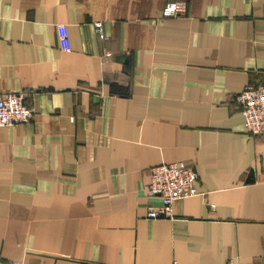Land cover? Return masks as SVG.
Instances as JSON below:
<instances>
[{
    "label": "crops",
    "instance_id": "0c3cea01",
    "mask_svg": "<svg viewBox=\"0 0 264 264\" xmlns=\"http://www.w3.org/2000/svg\"><path fill=\"white\" fill-rule=\"evenodd\" d=\"M263 74L264 0H0V93L34 110L0 127V261L264 264V134L237 100ZM177 161L198 194L148 219Z\"/></svg>",
    "mask_w": 264,
    "mask_h": 264
},
{
    "label": "built area",
    "instance_id": "2783aa9c",
    "mask_svg": "<svg viewBox=\"0 0 264 264\" xmlns=\"http://www.w3.org/2000/svg\"><path fill=\"white\" fill-rule=\"evenodd\" d=\"M185 1H168L164 5V16H180L186 13ZM96 28L101 26L98 23ZM59 46L62 50H70V39L66 25L56 24ZM26 93L24 91H5L0 93V127L12 126L28 122L34 113L32 107L25 103ZM244 117V130L248 134H264V74L258 85H247L237 95ZM196 171L187 166L184 162H162L151 168L150 182L146 191L150 195H156L160 199V206H150L147 211V218L174 217L173 205L182 198L198 194ZM0 264H23L17 260H2ZM172 264H176L173 260Z\"/></svg>",
    "mask_w": 264,
    "mask_h": 264
}]
</instances>
